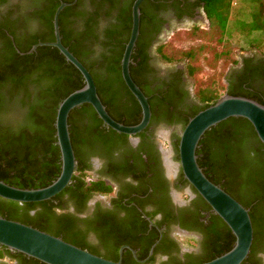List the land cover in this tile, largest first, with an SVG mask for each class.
I'll return each mask as SVG.
<instances>
[{"label": "flooded vegetation", "instance_id": "flooded-vegetation-1", "mask_svg": "<svg viewBox=\"0 0 264 264\" xmlns=\"http://www.w3.org/2000/svg\"><path fill=\"white\" fill-rule=\"evenodd\" d=\"M61 3L66 4L59 14L64 38L92 66L93 74L104 85L105 96L118 106L124 91L118 82L110 80L104 69L118 51L117 41L127 36L123 25L128 9H132V0H0V56L9 31L13 33L10 40L20 45L46 35V19L52 11L54 18ZM146 12L140 52L143 63L133 70V77L148 100L149 124L136 135H126L123 141L117 137L113 141L90 138L91 135L81 133L76 151L84 173L83 188L76 194L72 190L60 192L47 207L56 216H67L72 226L70 232L87 248H97L102 258L107 257L101 249L105 247L101 246L95 230L98 227V232H105L100 222L108 216L125 240L118 247L117 261L121 258V264L123 261L125 264H198L222 253L234 236L181 172L176 146L179 131L182 132L184 119L202 106L189 89L188 69L170 64L160 67L156 55L166 34L175 27L195 29L210 22L198 0L150 1ZM225 81L229 95L242 97L243 87L248 85V91L264 98V50L255 49L241 56ZM85 122L79 117L81 132L87 125ZM75 161L77 166L76 158ZM93 182L110 186L111 193H86ZM237 196L232 195L245 205L239 199L243 192L239 190ZM42 208L40 204L33 205L28 213L34 215ZM192 235L199 237L195 250H182ZM259 251L252 255L253 264H264V258L258 256L264 251ZM0 264L36 263L0 246Z\"/></svg>", "mask_w": 264, "mask_h": 264}, {"label": "trees", "instance_id": "trees-1", "mask_svg": "<svg viewBox=\"0 0 264 264\" xmlns=\"http://www.w3.org/2000/svg\"><path fill=\"white\" fill-rule=\"evenodd\" d=\"M150 1L156 0H147L146 4L140 7L139 36L129 68L133 82L141 91L143 88L133 77V70L143 63L140 52L145 36L144 26L148 17L146 5ZM249 1H254L255 5L250 9V20L247 22L233 17V0H198L211 25L217 26L222 33H226L231 26L243 35L251 48L257 49L260 46L258 38L264 39V7L259 0ZM60 18L61 15L58 24L61 42L89 71L98 97L107 113L113 120L125 126L138 124L141 118L140 107L125 86L120 74V61L131 32V9H128L127 19L124 20L123 25L127 36L117 41L118 51L114 52V58L108 61L104 69L110 80L118 82L124 91L120 96L118 106L114 105L110 97L105 96L104 85L99 81L98 76L93 74L92 66H88L85 58H82L72 43L64 38ZM52 19L53 11L46 19L48 33L33 38L25 45L10 40L9 37L13 35L11 31L8 30L9 35L4 33L7 42L0 56V181L19 189L44 188L59 176L60 151L56 145L54 127L57 108L63 99L84 85L79 71L68 63L56 48L42 46L27 54L35 44L54 42ZM253 37H255L253 40H247ZM185 57L190 58L191 55L187 54ZM161 59L168 63L171 61L164 55H161ZM187 69L188 74L191 75L193 68ZM246 86L243 87L242 97L264 104V98L258 93L248 91L249 86ZM220 97L212 90H202L198 96L202 106L195 108L191 116L184 119L182 130L190 118ZM149 103L151 104V99ZM79 117L83 123L87 120L84 132H81L78 127ZM68 124L77 166L69 186L61 193L72 190L76 194L84 185L83 168L80 163L78 164V152L76 151V142L80 134L91 135L90 138H112L111 141L113 137H117L118 141H123L127 136L106 128L88 104L74 109L69 115ZM196 155L199 167L212 183L221 187L231 197L235 195L238 198L239 190L243 192V196H239V199L245 204L244 208H250L249 215L253 226V243L250 254L243 264H253L252 255L257 250L264 251V146L258 140L248 121L242 118H231L205 133L196 150ZM111 191L112 188L103 182L89 183L86 188V193L89 194L108 195ZM59 195L48 201L23 204L0 198V217L31 226L98 256L97 248H87L84 242L70 232L72 226L67 216L62 214L56 216L48 209L49 201ZM36 204L42 205V210L29 215L28 211ZM105 218L100 222V228H104L105 232H98L100 230L98 227L95 231L101 246L105 247L101 248L107 256L104 258L116 262L118 247L124 244L125 240L122 239L119 227L108 216ZM234 240L232 237L231 245L222 253H217L198 264L210 261L229 251ZM31 260L36 264H43L35 259L31 258ZM122 264H125V261Z\"/></svg>", "mask_w": 264, "mask_h": 264}, {"label": "water", "instance_id": "water-1", "mask_svg": "<svg viewBox=\"0 0 264 264\" xmlns=\"http://www.w3.org/2000/svg\"><path fill=\"white\" fill-rule=\"evenodd\" d=\"M146 0H135L132 5V27L121 60V76L129 92L141 108V120L134 126H125L113 120L98 97L92 76L61 42L58 17L66 4L61 3L53 18L54 42L38 43V47L56 48L65 60L81 74L84 85L69 94L58 105L55 118L56 145L60 151L61 171L48 186L39 189H19L0 181V198L23 203L47 201L62 192L71 182L76 168L75 155L69 133L70 113L84 105L92 107L103 125L118 134L133 136L143 131L150 121L148 100L130 76L131 55L140 30V6ZM242 118L250 123L258 140L264 146V104L255 100L225 94L207 108L189 119L178 141V155L184 179L195 189L211 210L226 224L234 236L232 248L224 254L202 264H243L248 258L253 243V226L249 210L244 208L221 187L212 183L197 163L196 150L202 137L211 128L231 119ZM0 246L35 259L43 264H121L82 250L61 238L39 231L31 226L0 217ZM122 251H120L121 257ZM152 253V251H151Z\"/></svg>", "mask_w": 264, "mask_h": 264}, {"label": "rangeland", "instance_id": "rangeland-1", "mask_svg": "<svg viewBox=\"0 0 264 264\" xmlns=\"http://www.w3.org/2000/svg\"><path fill=\"white\" fill-rule=\"evenodd\" d=\"M264 7V0H259ZM255 2L249 0H233V17L241 21H249V12ZM222 33L217 26L205 24L198 29L188 26H177L164 37L157 51V64L160 67L170 65L193 68L187 78L192 95L197 98L202 90H212L215 94H227L225 81L229 70L233 69L238 59L254 52L243 35L229 26ZM248 38L247 40H253ZM257 49L264 50V39H259ZM187 54L191 57H185ZM164 55L171 59L168 63L160 58ZM181 131H179L180 136Z\"/></svg>", "mask_w": 264, "mask_h": 264}, {"label": "clouds", "instance_id": "clouds-1", "mask_svg": "<svg viewBox=\"0 0 264 264\" xmlns=\"http://www.w3.org/2000/svg\"><path fill=\"white\" fill-rule=\"evenodd\" d=\"M198 239L199 237L196 235L190 236L187 240V243L182 245V250H195ZM258 256H260L261 258H264V252L258 253Z\"/></svg>", "mask_w": 264, "mask_h": 264}]
</instances>
